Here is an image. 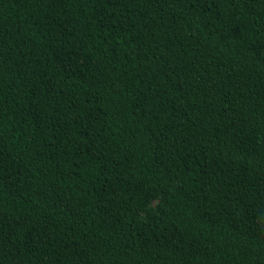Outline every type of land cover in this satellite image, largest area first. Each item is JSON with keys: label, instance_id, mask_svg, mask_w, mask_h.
<instances>
[{"label": "trees", "instance_id": "obj_1", "mask_svg": "<svg viewBox=\"0 0 264 264\" xmlns=\"http://www.w3.org/2000/svg\"><path fill=\"white\" fill-rule=\"evenodd\" d=\"M0 264H264V0H0Z\"/></svg>", "mask_w": 264, "mask_h": 264}]
</instances>
